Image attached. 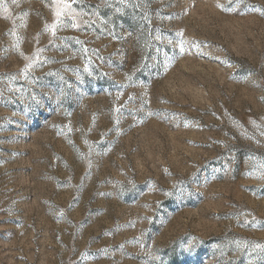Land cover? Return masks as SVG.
I'll return each mask as SVG.
<instances>
[{"label":"rangeland","instance_id":"obj_1","mask_svg":"<svg viewBox=\"0 0 264 264\" xmlns=\"http://www.w3.org/2000/svg\"><path fill=\"white\" fill-rule=\"evenodd\" d=\"M0 264H264V0H0Z\"/></svg>","mask_w":264,"mask_h":264},{"label":"snow or ice","instance_id":"obj_2","mask_svg":"<svg viewBox=\"0 0 264 264\" xmlns=\"http://www.w3.org/2000/svg\"><path fill=\"white\" fill-rule=\"evenodd\" d=\"M13 2L15 3V0H13ZM256 247H261L260 245H256Z\"/></svg>","mask_w":264,"mask_h":264}]
</instances>
